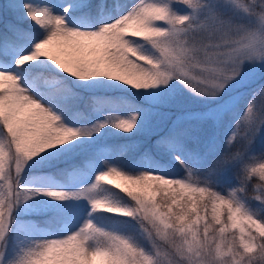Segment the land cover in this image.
Wrapping results in <instances>:
<instances>
[{"label":"snow or ice","instance_id":"6c2138e0","mask_svg":"<svg viewBox=\"0 0 264 264\" xmlns=\"http://www.w3.org/2000/svg\"><path fill=\"white\" fill-rule=\"evenodd\" d=\"M0 264H264V0H3Z\"/></svg>","mask_w":264,"mask_h":264},{"label":"rangeland","instance_id":"374dc122","mask_svg":"<svg viewBox=\"0 0 264 264\" xmlns=\"http://www.w3.org/2000/svg\"><path fill=\"white\" fill-rule=\"evenodd\" d=\"M113 2H115V0H113ZM120 2H124V0H120ZM0 3H3V0H0ZM159 199V197H158ZM101 215H106V214H103V213H99ZM22 236H29L31 235V232L28 231V230H24L22 231L21 233ZM21 237L18 236V235H10L9 236V239H8V255H12V253L16 250V247H17V241L20 239Z\"/></svg>","mask_w":264,"mask_h":264},{"label":"trees","instance_id":"16d2710c","mask_svg":"<svg viewBox=\"0 0 264 264\" xmlns=\"http://www.w3.org/2000/svg\"><path fill=\"white\" fill-rule=\"evenodd\" d=\"M252 183H253V185L256 183L255 178H253V182H252ZM248 195H249L250 198H251L252 196L255 195V190H254V188L249 190Z\"/></svg>","mask_w":264,"mask_h":264}]
</instances>
